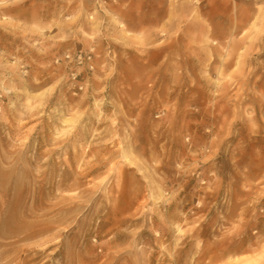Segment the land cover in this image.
I'll use <instances>...</instances> for the list:
<instances>
[{
    "label": "rangeland",
    "instance_id": "obj_1",
    "mask_svg": "<svg viewBox=\"0 0 264 264\" xmlns=\"http://www.w3.org/2000/svg\"><path fill=\"white\" fill-rule=\"evenodd\" d=\"M0 77V264H264V0H0Z\"/></svg>",
    "mask_w": 264,
    "mask_h": 264
},
{
    "label": "built area",
    "instance_id": "obj_2",
    "mask_svg": "<svg viewBox=\"0 0 264 264\" xmlns=\"http://www.w3.org/2000/svg\"><path fill=\"white\" fill-rule=\"evenodd\" d=\"M62 59V63L66 64L67 67L71 69V79L74 83V87H77V82L79 81V78L81 76V71L73 70V68H81L86 67L89 71H93L95 69V54L93 51L87 52L84 50H73V51H67ZM60 60L58 59V62ZM78 87L80 89L84 88V84H79Z\"/></svg>",
    "mask_w": 264,
    "mask_h": 264
},
{
    "label": "bare ground",
    "instance_id": "obj_3",
    "mask_svg": "<svg viewBox=\"0 0 264 264\" xmlns=\"http://www.w3.org/2000/svg\"><path fill=\"white\" fill-rule=\"evenodd\" d=\"M236 46H237L236 44L232 43L230 47L233 49ZM225 60H226V58H223L222 60H220V65H219V77L220 78L222 76H224L226 66L227 65H230L231 63H233V60H230V61L227 62L228 64H226ZM0 82H3L1 77H0ZM219 84H222V80L221 79L219 80ZM254 84L256 86L262 87L263 90H264V81H263L262 77L258 81H256ZM224 96L225 95H224L223 89L220 87L219 94H218V105H219L218 106V119L221 122H223V118L222 117H223V114L225 112V108H224V104H223V102H224ZM253 98H254V101L259 102L261 106L263 105L264 100H263V97L262 96H254ZM223 129H224V125L222 123L220 125V127H219V133L220 132H223ZM128 152H129L128 154H132L133 153V151H132L131 148L129 149ZM0 173H6V170H4L3 168H0ZM235 263L236 264H240V261L237 260ZM253 264H255V263H253Z\"/></svg>",
    "mask_w": 264,
    "mask_h": 264
}]
</instances>
